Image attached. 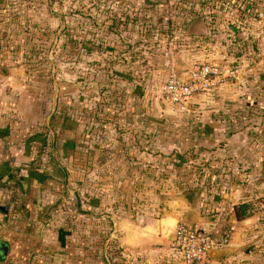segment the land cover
Returning <instances> with one entry per match:
<instances>
[{"label": "crops", "instance_id": "obj_1", "mask_svg": "<svg viewBox=\"0 0 264 264\" xmlns=\"http://www.w3.org/2000/svg\"><path fill=\"white\" fill-rule=\"evenodd\" d=\"M114 1L117 7L123 0ZM185 1L192 2H187L191 8L184 6L181 16L201 15L190 21V31L208 35L211 55L206 63L240 73L189 101L192 105L187 111L204 121V129L192 130L191 139H173L166 144L165 121L157 123L159 128L151 121L141 123L139 135L134 130V135L118 137L112 126L120 127V106L117 114L110 111L113 115L108 120L103 115V123L111 125L112 133L110 141L104 137L99 146L105 142L108 150L90 153L86 147L79 153L78 172L95 176V190L87 189L84 200L82 194L73 191L81 201L80 217L94 220L97 230L99 226L101 247L99 253L98 247L95 250V264H182L174 243L181 223L199 224L213 234L232 229L227 245L213 244L208 264H264V247L257 245L264 241L263 232L258 234L262 226L255 233L251 228L264 203V138L257 136L263 133L260 129L264 123V89L260 86L264 83V23L258 19L264 13V3L206 0L205 9L199 8L203 0ZM101 10L104 14L105 9ZM38 11V0H0V264H76L70 234L60 227L66 220L58 211L60 206L49 210L55 200V204L64 205L69 198V177L74 170L65 165L67 154L62 149L74 156L76 141L73 135L66 142V135L60 136L52 118L43 121L50 110L51 117L56 112L53 60L49 56L40 63L24 33ZM125 11L130 13L129 9ZM120 13L119 7L113 9V14ZM28 19L30 24L25 25ZM128 26L126 44H133L130 21ZM118 43V47L123 46L120 40ZM134 55L128 54L122 76L119 72L124 71L123 64L111 63L115 68L110 73L111 81L118 85L125 81L121 92L127 96L145 92L133 76ZM176 60L170 69L162 67L160 72H182L195 64L193 60ZM104 76V70H99V85L108 79ZM87 107L83 105L81 112L86 114ZM128 108L127 122L135 128L133 106ZM142 108L143 114L149 107L145 104ZM105 110L104 106L99 109L102 114ZM201 112L204 115L200 116ZM66 129L71 134L69 127L63 132ZM207 147L202 160L211 167V174L205 179L207 173L200 178L199 165L194 164L198 157L194 155L198 148ZM44 155H49L51 167L41 164ZM220 184L224 188H219ZM91 195L94 197L88 198ZM242 206L247 207L248 215L238 219L235 210ZM111 244L115 245L112 253Z\"/></svg>", "mask_w": 264, "mask_h": 264}, {"label": "rangeland", "instance_id": "obj_2", "mask_svg": "<svg viewBox=\"0 0 264 264\" xmlns=\"http://www.w3.org/2000/svg\"><path fill=\"white\" fill-rule=\"evenodd\" d=\"M12 1L15 2L16 0ZM187 2L191 1L169 0L165 4L163 0H123L116 7L114 0H106V2L105 0H38L40 11L34 16L33 24L24 30L27 43L30 44L34 56L40 59L39 62H43L49 56L53 60L56 82V112L51 117L50 110L44 119L42 116V119L45 121L46 118H52L51 123L53 122V125L57 129L59 128L60 136L66 135V142L73 135L74 142L76 141V148L74 147L76 154L74 156L69 154V150L62 149L67 154L65 165L67 167L73 166L71 169L74 170L69 177V198L66 199L67 202H64V205L55 204V200L49 209L52 210L56 205L60 206L58 211L61 210L63 217L66 219L63 226L60 225V227H63L64 232L70 234L69 244L73 249L76 264H85V262L95 264L97 259L95 250L98 247L99 253L101 247V238L98 236L99 226L97 230L94 220L88 219L86 221L84 217H80L82 212L79 213L81 209L78 207V203L81 201L78 198L76 200L73 195V191H76V194H82L81 197L84 200L87 189L93 192L95 190V176H86L80 171L78 172L81 162L79 153L84 151L86 147L90 153H95L96 149L107 151L105 142L106 148L104 145L103 147L99 146V144L102 145L101 142L104 141V137H109L110 141L112 127L113 134L122 137L129 135V133L134 135V130H137L136 135H139L140 128H138V125L141 123L144 125L145 122L151 121L156 123L154 124L155 128H159L157 123L160 124L165 121L167 123L164 127L165 136L168 138L166 144L168 142L169 144L172 143L173 139H185V137L191 139L192 130L197 131V127H199L198 132H200L201 129H204L201 127L204 121L202 122L200 119L201 122H199L197 117H192L193 114L187 111L192 105L191 102L182 106L171 105L164 100L160 91V86L165 83L171 73L169 71L164 74L160 72L161 68L167 67L170 69V66L173 65L171 63H175L176 59L193 60L195 64H210L206 63L211 55L208 47V35L204 32L197 34V30L190 31L192 23L190 21H193V18L197 19V16L200 18L201 15L194 17L189 15L187 17L180 14L181 9L191 8L192 2L190 5ZM259 3L264 2L259 0ZM207 5L206 0L200 1L199 8L207 9ZM113 7H119L122 13L119 15L113 14V9H115ZM101 9H105L104 14ZM125 9H129L130 13L126 12ZM132 9L135 12H132ZM135 13L137 14L135 15ZM128 21L133 26V28L130 26V29H134L130 33L135 37L131 39L132 42L135 41L133 44H126L129 30ZM29 24L30 19L27 20L25 25ZM118 40L123 42V46L118 47V44H121L118 43ZM114 45L118 48H114ZM25 46L29 49L28 45ZM132 52L135 53L136 58L133 76L135 82L142 85L141 92L145 90V94L136 95L135 93L134 96L132 94L127 96V94L121 92L122 87L127 85L125 81L119 83L120 85L111 81L110 73L115 72V68L112 69L111 63L114 61L123 64L124 71H120L119 74L126 73L125 69L129 61L128 54ZM183 66V68H189L186 64H183ZM51 70L49 69V71ZM99 70H104L105 79L108 77L103 85H99L98 79H96ZM42 84L46 83L42 82ZM260 84L264 89V83ZM52 90L53 86L50 84V93H52ZM42 92L44 93V91ZM101 93H104L105 96H102ZM41 98H43V95ZM86 104L88 107L85 114V112H81V108ZM145 104L149 108L142 114V107ZM131 105L133 106L131 114L136 115L134 119L135 122H138H136L135 128L128 124L126 118V115H129V112H127L128 106ZM101 106L106 109L104 114L99 111ZM119 106L118 114L122 117L117 123L120 127L115 128L114 125L112 127L111 125H105L103 115H106L105 118L108 120V117L113 115L110 111L117 114L116 109ZM162 108L163 112H159ZM199 114L202 116L204 112ZM252 119L255 121L254 117ZM250 125L255 127L254 123ZM262 125L260 131L263 130V133L258 132L257 136L262 135L264 138V123ZM65 127L71 129V134H67V129L63 132L62 129ZM252 131H255V129ZM253 137H256V135ZM181 144L178 146H181ZM173 146L176 145L173 144ZM115 147L118 151V146ZM207 150L208 147L207 149L198 148L194 155V157L196 155L198 157L194 164L199 165L197 171L200 178L204 173H207L204 175L205 179L209 173L211 174V171H209L211 167L208 166L206 160L204 162L202 160L205 159L202 158V152H207ZM188 153L190 154V150H188ZM71 157L73 158V165H71ZM41 158V164L43 163L45 167H51L49 155H44ZM256 164L254 166L258 167ZM236 165L239 164L236 163ZM225 168L222 167L221 170ZM200 178V182L203 181ZM219 188H224L223 184H220ZM93 197L94 195H91L88 198ZM260 209L261 213L253 218L251 228L255 233L257 232L256 228L260 225L262 231H258V234L262 232L264 234V223H259L260 220L264 221V203ZM105 231L107 233L106 229ZM257 245L264 247V241L257 243ZM109 248L111 253L115 252L114 244H111ZM110 257L113 261V257Z\"/></svg>", "mask_w": 264, "mask_h": 264}, {"label": "built area", "instance_id": "obj_3", "mask_svg": "<svg viewBox=\"0 0 264 264\" xmlns=\"http://www.w3.org/2000/svg\"><path fill=\"white\" fill-rule=\"evenodd\" d=\"M264 23V13L258 16ZM243 28V27H241ZM240 72L217 64H194L188 70L171 72L162 86L164 100L182 106L197 96L207 94L226 79L236 78ZM232 229L215 234L196 223H181L175 234V247L182 264H208L214 243L227 245Z\"/></svg>", "mask_w": 264, "mask_h": 264}, {"label": "trees", "instance_id": "obj_4", "mask_svg": "<svg viewBox=\"0 0 264 264\" xmlns=\"http://www.w3.org/2000/svg\"><path fill=\"white\" fill-rule=\"evenodd\" d=\"M220 5H221V3H220ZM246 208H247L246 206H242V207H239L235 210L236 216L238 219L245 218L248 215V213H247L248 209H246Z\"/></svg>", "mask_w": 264, "mask_h": 264}, {"label": "water", "instance_id": "obj_5", "mask_svg": "<svg viewBox=\"0 0 264 264\" xmlns=\"http://www.w3.org/2000/svg\"><path fill=\"white\" fill-rule=\"evenodd\" d=\"M3 250L6 252V248L4 247ZM209 257H211V251L209 252Z\"/></svg>", "mask_w": 264, "mask_h": 264}]
</instances>
